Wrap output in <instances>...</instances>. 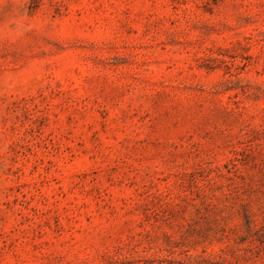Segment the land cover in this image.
Segmentation results:
<instances>
[{
  "label": "rangeland",
  "instance_id": "374dc122",
  "mask_svg": "<svg viewBox=\"0 0 264 264\" xmlns=\"http://www.w3.org/2000/svg\"><path fill=\"white\" fill-rule=\"evenodd\" d=\"M0 264H264V0H0Z\"/></svg>",
  "mask_w": 264,
  "mask_h": 264
}]
</instances>
